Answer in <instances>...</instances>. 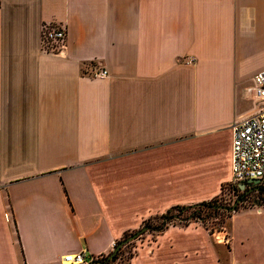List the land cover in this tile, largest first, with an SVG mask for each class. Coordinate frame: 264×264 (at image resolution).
Returning a JSON list of instances; mask_svg holds the SVG:
<instances>
[{
    "label": "crops",
    "instance_id": "crops-1",
    "mask_svg": "<svg viewBox=\"0 0 264 264\" xmlns=\"http://www.w3.org/2000/svg\"><path fill=\"white\" fill-rule=\"evenodd\" d=\"M263 69L264 0H0V264L107 256L218 197ZM192 230L146 232L131 264H223ZM229 233L230 264H264V204Z\"/></svg>",
    "mask_w": 264,
    "mask_h": 264
},
{
    "label": "built area",
    "instance_id": "built-area-1",
    "mask_svg": "<svg viewBox=\"0 0 264 264\" xmlns=\"http://www.w3.org/2000/svg\"><path fill=\"white\" fill-rule=\"evenodd\" d=\"M66 29L63 27H45L42 34V47L48 53L62 49L66 44ZM108 72L100 70L97 78H106ZM258 109L255 114L233 124L232 179L231 184L239 186L251 180L264 183V69L254 77ZM116 243H114V248ZM93 256L85 250L67 255L63 264H92Z\"/></svg>",
    "mask_w": 264,
    "mask_h": 264
},
{
    "label": "rangeland",
    "instance_id": "rangeland-1",
    "mask_svg": "<svg viewBox=\"0 0 264 264\" xmlns=\"http://www.w3.org/2000/svg\"><path fill=\"white\" fill-rule=\"evenodd\" d=\"M55 26L61 27L57 25H54L53 27ZM47 27H51V26L48 25ZM52 52L58 53L61 51L57 49ZM223 187L221 190V194L218 197H215L217 200V204L220 205L221 207V209H219L220 211L215 212L209 209H205L202 214V219L190 220L187 226L184 221H181V222L177 221L175 223H172L171 226L177 225L180 227H187V228L193 229L192 231H194L195 235L192 236L191 242L194 244V246L202 245V246L208 247V251L210 255V259H209L210 263L211 261L216 263L217 258H218L221 260L223 264H230L229 263L230 261V257H229L230 233L229 231L231 230V219L233 215L239 212V210L243 207H251V206H256V205L260 206L264 204V183H261L259 187L257 188L255 186H251L250 188L254 190H249L250 192L248 193L247 196L244 197L245 199L241 201L240 204H237V202L239 201V199L242 198V195L246 193V190L243 192L242 190L238 192H233L231 182L224 184ZM192 205H196V204H192ZM190 214H191L190 212H185L183 213V216L185 217ZM159 217L160 216L155 217L150 220H146L145 222L143 221L144 223H142L138 229L129 230V232L126 233L128 238H130L136 233H139L140 231H142V229L144 228H146L147 230L144 232V234L138 237V239L125 245L124 248L122 247L123 253L121 254L118 262L114 264H131L133 259L136 257V254L138 253L139 243H141L142 239H144L143 238L145 237L144 235L147 234L146 232H149L150 234L153 233L154 235H156L157 233V232L149 231L147 224L155 225V226L159 225L160 223H162V220H159ZM159 233H162V232H159ZM220 246H224V250L223 248H219ZM116 247L117 245L115 246V248Z\"/></svg>",
    "mask_w": 264,
    "mask_h": 264
},
{
    "label": "trees",
    "instance_id": "trees-1",
    "mask_svg": "<svg viewBox=\"0 0 264 264\" xmlns=\"http://www.w3.org/2000/svg\"><path fill=\"white\" fill-rule=\"evenodd\" d=\"M232 188H233V190H232L233 192L240 191V189L236 185H232ZM205 209H209V210L218 212V211H220L219 209H221V207H220V205L217 204L216 198L211 200V201L203 202V203L196 204V205L178 206V207L172 208L166 214L160 216L159 220H162V223H160L159 225L155 226V225L147 224L148 230L153 231V232H157V233L163 232V231H166V229H168L172 225V223H175L177 221H179V222L184 221L186 223V226H187V224L190 222V220L202 219V214H203ZM177 212H178V214H177ZM185 212H190L191 214L184 217L183 213H185ZM126 238H128V236L125 234V236L121 240L116 242V245L117 246L120 245L121 241L126 239ZM123 248H121L119 250L118 254L113 259L109 258L112 253L107 255V256L103 255L100 257H94L92 264H114V263H117L121 254L123 253Z\"/></svg>",
    "mask_w": 264,
    "mask_h": 264
},
{
    "label": "water",
    "instance_id": "water-1",
    "mask_svg": "<svg viewBox=\"0 0 264 264\" xmlns=\"http://www.w3.org/2000/svg\"><path fill=\"white\" fill-rule=\"evenodd\" d=\"M261 184L260 180H251L248 181L247 183H242L239 185V189L244 191L248 186H255L256 188L259 187V185ZM147 231L146 228L142 229V231H140L139 233H136L135 235H133L132 237L121 241L120 245H118L115 250L113 251V253L110 256V259H113L119 252V250L124 247L125 245L129 244L130 242L138 239V237H140L142 234H144V232Z\"/></svg>",
    "mask_w": 264,
    "mask_h": 264
},
{
    "label": "flooded vegetation",
    "instance_id": "flooded-vegetation-1",
    "mask_svg": "<svg viewBox=\"0 0 264 264\" xmlns=\"http://www.w3.org/2000/svg\"><path fill=\"white\" fill-rule=\"evenodd\" d=\"M251 186H248L245 190H246V193H244L243 195H242V198L241 199H239V201L237 202V204H240V202L241 201H243L245 198V196H247L248 195V193L250 192L249 190H254V189H252V188H250ZM238 188H239V186H238ZM244 190V191H245ZM243 192V191H242Z\"/></svg>",
    "mask_w": 264,
    "mask_h": 264
}]
</instances>
